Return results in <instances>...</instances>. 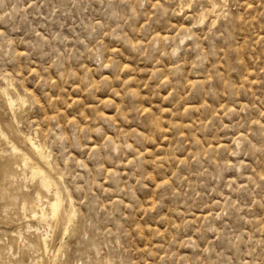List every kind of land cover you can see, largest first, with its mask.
I'll return each instance as SVG.
<instances>
[{"label":"rangeland","instance_id":"374dc122","mask_svg":"<svg viewBox=\"0 0 264 264\" xmlns=\"http://www.w3.org/2000/svg\"><path fill=\"white\" fill-rule=\"evenodd\" d=\"M0 264H264V0H0Z\"/></svg>","mask_w":264,"mask_h":264},{"label":"bare ground","instance_id":"6f19581e","mask_svg":"<svg viewBox=\"0 0 264 264\" xmlns=\"http://www.w3.org/2000/svg\"><path fill=\"white\" fill-rule=\"evenodd\" d=\"M213 6V5H212ZM216 8V7H215ZM5 88V87H4ZM5 90V89H4ZM2 91V90H1ZM5 91H7V90H5ZM3 93V92H2ZM8 96V95H7ZM13 97V96H12ZM8 98V97H7ZM10 98H11V96H10ZM14 98V97H13ZM13 100L14 99H9L8 101L10 102V104H12L13 103ZM22 100V99H21ZM16 102V101H15ZM18 102V101H17ZM24 102H26L25 100H24ZM15 104V103H14ZM15 106V105H14ZM14 106H13V108H14ZM12 107V106H11ZM16 120V119H15ZM3 129H1V131H2ZM21 135V134H20ZM23 135V134H22ZM2 136V135H1ZM4 136V135H3ZM31 136V135H30ZM18 137V136H17ZM33 137V136H32ZM8 138V137H7ZM10 138V137H9ZM29 138V137H28ZM8 140V139H7ZM9 140H11V139H9ZM29 140V143H30V145H31V147L37 152V154L39 155V157H40V159L42 160V162H44V163H48L49 162V160H48V157L44 154V152L42 151V148H41V146L40 145H37V143L36 142H34L33 141V138H29L28 139ZM38 140V139H37ZM15 150H17V148L15 147ZM19 150V149H18ZM21 152V151H20ZM14 160V159H13ZM30 161V160H29ZM27 161H25V163H26ZM24 166V165H23ZM28 166V165H27ZM52 166V165H51ZM16 167V166H15ZM50 167V166H49ZM21 169H22V166H21ZM21 169H19V170H21ZM27 169V168H26ZM34 170L36 171V173H44L43 172V169H41L38 165L37 166H34ZM32 173H33V171H32ZM35 173V174H36ZM45 174V173H44ZM34 176V175H33ZM43 176V175H42ZM39 177H40V175H39ZM45 179H46V181H47V183H48V185H50L51 187L54 185L50 180H48V178L46 177V175H45ZM35 181V180H34ZM37 182V181H36ZM47 186V185H46ZM54 187H55V185H54ZM44 188V187H43ZM51 189V188H50ZM47 190H49L48 188H47ZM5 191V190H4ZM41 192V191H40ZM40 192H39V194H38V196L37 197H39L40 199H41V194H40ZM6 194V193H5ZM51 195V194H50ZM55 195H56V200L54 201V202H49L48 201V203L51 205V207H52V209H53V214L54 215H56V214H58V211H59V208H60V206H61V202H62V200H61V194H59V192H56L55 193ZM11 198V197H10ZM71 198V197H70ZM27 203V202H26ZM26 203H23L24 204V206H26ZM48 204V205H49ZM44 210H45V208H44ZM43 209L41 210V215H40V218H42V220H44L46 217H48L47 216V214H46V210L44 211ZM66 213V212H65ZM74 215H75V213H74ZM36 216H37V214H36ZM72 217H73V214H72ZM55 218V217H54ZM71 219V218H70ZM51 220V219H50ZM69 220V219H68ZM62 222V221H61ZM69 222H70V220H69ZM69 225V224H68ZM28 228V227H27ZM14 234V233H13ZM12 234V235H13ZM20 237H22L21 236V234L19 235ZM18 236V237H19ZM19 237V239H21ZM47 238V237H46ZM44 239L43 241H44V246H46L47 247V239ZM43 239V238H42ZM23 240H24V238H23ZM40 240V239H39ZM26 242V241H25ZM24 242V243H25ZM62 243V242H61ZM30 247V246H29ZM32 247V246H31ZM46 249V248H45ZM46 252V251H45ZM37 262V261H36Z\"/></svg>","mask_w":264,"mask_h":264}]
</instances>
